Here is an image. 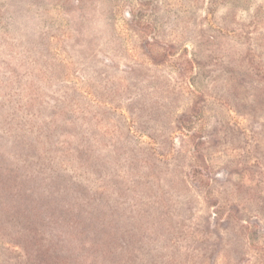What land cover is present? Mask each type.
<instances>
[{
  "label": "rangeland",
  "instance_id": "rangeland-1",
  "mask_svg": "<svg viewBox=\"0 0 264 264\" xmlns=\"http://www.w3.org/2000/svg\"><path fill=\"white\" fill-rule=\"evenodd\" d=\"M0 264H264V0H0Z\"/></svg>",
  "mask_w": 264,
  "mask_h": 264
}]
</instances>
